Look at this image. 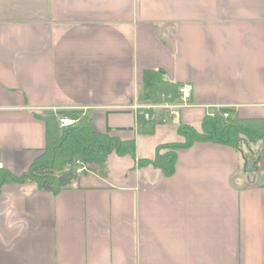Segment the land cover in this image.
<instances>
[{"label": "crops", "instance_id": "obj_1", "mask_svg": "<svg viewBox=\"0 0 264 264\" xmlns=\"http://www.w3.org/2000/svg\"><path fill=\"white\" fill-rule=\"evenodd\" d=\"M146 70L192 88L175 122L132 106ZM220 108L264 119V0H0V162L24 174L45 146L48 112H78L98 134L135 140L104 178L57 194L0 187V264H264V161L247 173L230 146L195 142L174 171L139 165L201 133Z\"/></svg>", "mask_w": 264, "mask_h": 264}, {"label": "trees", "instance_id": "obj_2", "mask_svg": "<svg viewBox=\"0 0 264 264\" xmlns=\"http://www.w3.org/2000/svg\"><path fill=\"white\" fill-rule=\"evenodd\" d=\"M181 84L169 82L160 70H146L138 87L136 101L139 105H156L173 102L178 98ZM151 115L152 111H148ZM227 117L224 118L223 115ZM45 125L43 152L33 160L20 177H12L0 170V187L3 184H32L38 190L57 194L68 187L77 177L66 165L82 162L96 175L104 178L107 173L106 159L110 154L135 156V140L120 141L108 134L94 132L87 117L78 112L60 111L36 115ZM74 120L73 125L60 127V119ZM152 121L137 115V136L153 134ZM178 132L186 137L182 145L167 144L157 147L153 160H141L139 165L161 169L166 175L174 171L175 151L190 147L195 142H208L235 148L241 153L247 173L254 170V161H264V119H242L230 108H220L212 116L204 117L201 133L180 126ZM243 148H246L244 150Z\"/></svg>", "mask_w": 264, "mask_h": 264}, {"label": "built area", "instance_id": "obj_3", "mask_svg": "<svg viewBox=\"0 0 264 264\" xmlns=\"http://www.w3.org/2000/svg\"><path fill=\"white\" fill-rule=\"evenodd\" d=\"M191 93L192 88L190 85L183 84L179 86L178 88V98L169 103H161L156 105H142L139 106L137 104H134L132 106V110L135 113V118H137V115L143 116L145 120L152 121V116L148 113V111H154L157 109L162 110L165 113L166 120H171L175 122L177 120L178 111L181 108L187 107L189 105L190 99H191ZM54 113H56V110H53ZM212 116V114H210ZM224 118L227 117L226 114L223 115ZM74 124L73 120L67 119V118H61L60 119V127H68ZM66 169L73 170L76 175H80L83 173L88 172L87 167L80 161L76 160L71 162L70 164L66 165ZM0 170H3V164L0 162Z\"/></svg>", "mask_w": 264, "mask_h": 264}, {"label": "rangeland", "instance_id": "obj_4", "mask_svg": "<svg viewBox=\"0 0 264 264\" xmlns=\"http://www.w3.org/2000/svg\"><path fill=\"white\" fill-rule=\"evenodd\" d=\"M243 149L246 150V148H243ZM257 160H258V159H257ZM257 160L254 161V164H256V161H257ZM254 167H255V166H254ZM252 172H253V170H252L251 172H249V173H252Z\"/></svg>", "mask_w": 264, "mask_h": 264}]
</instances>
